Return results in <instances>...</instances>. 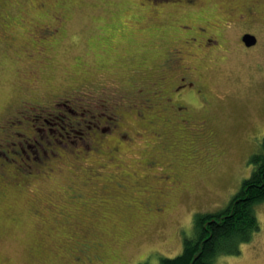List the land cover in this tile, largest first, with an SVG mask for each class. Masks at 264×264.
<instances>
[{
    "label": "rangeland",
    "instance_id": "obj_1",
    "mask_svg": "<svg viewBox=\"0 0 264 264\" xmlns=\"http://www.w3.org/2000/svg\"><path fill=\"white\" fill-rule=\"evenodd\" d=\"M190 10L160 12L147 0H0V133L18 145L7 152L15 160L0 161L14 177L1 184L0 264H160L181 253L197 213L222 210L238 192L264 138V24L255 51H217L204 62L225 129L192 143L166 135L163 157L173 158L177 182L143 163L131 84L147 83L165 46L181 44L169 32ZM233 121L239 126L227 129ZM27 132L37 143L17 135ZM211 146L222 157L208 164ZM160 190L167 209L147 211ZM256 213L252 240L213 264H264V202Z\"/></svg>",
    "mask_w": 264,
    "mask_h": 264
},
{
    "label": "flooded vegetation",
    "instance_id": "obj_2",
    "mask_svg": "<svg viewBox=\"0 0 264 264\" xmlns=\"http://www.w3.org/2000/svg\"><path fill=\"white\" fill-rule=\"evenodd\" d=\"M147 1L152 3V8H158L160 12L164 7L181 6L191 9L189 19L184 20L177 31L172 28L169 32L174 34L172 37L178 38L181 44L165 46L151 69L147 68L151 73L147 83L136 86L132 81L133 93L130 99L135 102L138 98L139 105L136 106L132 102L129 106L138 116L137 126L145 139V151L142 154L145 167L159 170L162 179L163 173H166V180L177 182L178 176L172 167L173 158L167 160L163 157L164 139L168 133H172L177 136H185L192 143L197 142L199 138L215 136L217 135L216 131L225 129V126L217 127L224 123H216L218 121L216 114L221 109L216 103L220 100L218 97L220 92L212 91L209 83L205 78L203 79V71L206 72L207 69L204 62L215 56L217 51L228 54L232 49H236L247 54L260 47L261 27L264 24V6L262 0ZM232 29L237 30L232 33L230 32ZM169 33H166L167 37ZM161 37L163 40V36ZM217 60L215 59V62ZM80 92L78 91V93ZM225 96L228 97L229 94L226 93ZM53 105L56 106V103ZM255 111L262 113L263 109L257 107ZM113 112L117 115H125L121 114V110L115 106ZM3 119L4 117L0 119V122ZM225 122L227 121L225 120ZM235 126V121H233L232 125H227V129H233ZM0 129L5 131L3 130L4 125H0ZM17 135L21 136L24 142H26L25 139L36 142V136L30 135L28 132ZM6 137L0 133V161L8 162L15 159L10 158L7 152L13 153L12 145L16 147L18 145ZM183 144L191 151L190 153L197 154L196 147L189 149L188 141ZM111 148L112 150L118 149L116 145ZM18 153L20 152H16V154ZM221 157L222 151L216 146H211L207 150L205 161L210 164L212 161L217 162ZM13 179L14 177H10L7 173L0 172V196L2 195L1 184L13 182ZM166 194L167 192L160 190L147 198L145 209L157 212L167 209ZM80 252L88 260L97 256L89 246L81 248Z\"/></svg>",
    "mask_w": 264,
    "mask_h": 264
},
{
    "label": "trees",
    "instance_id": "obj_3",
    "mask_svg": "<svg viewBox=\"0 0 264 264\" xmlns=\"http://www.w3.org/2000/svg\"><path fill=\"white\" fill-rule=\"evenodd\" d=\"M250 163L249 177L228 205L216 212L197 213L194 235L183 240L181 253L160 258V264H213L217 255L240 254V245L251 241L260 229L256 206L264 202V138Z\"/></svg>",
    "mask_w": 264,
    "mask_h": 264
},
{
    "label": "water",
    "instance_id": "obj_4",
    "mask_svg": "<svg viewBox=\"0 0 264 264\" xmlns=\"http://www.w3.org/2000/svg\"><path fill=\"white\" fill-rule=\"evenodd\" d=\"M246 39H247V38H246ZM246 39H245V40H246Z\"/></svg>",
    "mask_w": 264,
    "mask_h": 264
}]
</instances>
